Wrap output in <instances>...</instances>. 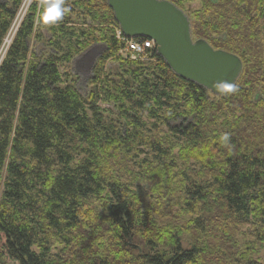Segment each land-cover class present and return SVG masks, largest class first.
Returning a JSON list of instances; mask_svg holds the SVG:
<instances>
[{
    "label": "trees",
    "instance_id": "16d2710c",
    "mask_svg": "<svg viewBox=\"0 0 264 264\" xmlns=\"http://www.w3.org/2000/svg\"><path fill=\"white\" fill-rule=\"evenodd\" d=\"M23 1L0 0V49ZM203 1L192 37L243 62L221 97L157 49L107 83L98 62L120 45L107 0H59L83 25L68 17L49 37L31 5L0 65V264H264L238 241L250 227L264 242V0ZM95 45L86 98L67 65Z\"/></svg>",
    "mask_w": 264,
    "mask_h": 264
},
{
    "label": "water",
    "instance_id": "95a60500",
    "mask_svg": "<svg viewBox=\"0 0 264 264\" xmlns=\"http://www.w3.org/2000/svg\"><path fill=\"white\" fill-rule=\"evenodd\" d=\"M126 38H145L180 78L221 97L237 83L243 62L239 56L215 49L205 39L194 40L186 12L168 0H107Z\"/></svg>",
    "mask_w": 264,
    "mask_h": 264
},
{
    "label": "rangeland",
    "instance_id": "374dc122",
    "mask_svg": "<svg viewBox=\"0 0 264 264\" xmlns=\"http://www.w3.org/2000/svg\"><path fill=\"white\" fill-rule=\"evenodd\" d=\"M70 2L72 0H69ZM37 3V16L36 19V28L35 31L38 30L40 33H44L46 36H51L49 33L50 28L55 25H61L64 24L66 19L68 17H73V21L76 26L81 27L82 21L77 18L74 14H68V9L63 8L61 4L59 3V0H24L20 10L12 24V27L4 39L3 45L0 49V65L3 62L7 50L12 44L15 35L20 27V24L22 23L25 16L29 13L30 7L33 3ZM203 0H185L182 2V5L184 9L188 12L189 17L191 20H193L194 13H199L202 11V5ZM58 22V24H54ZM61 23V24H60ZM71 26V25H68ZM116 34V27H111ZM117 36V34H116ZM118 40V39H117ZM119 41V40H118ZM119 50L116 52V56L106 58L103 61H97L98 57L103 55L104 53V46L103 45H95L89 48L88 50L84 51L83 53H77L73 59V61L67 65V69L71 71L72 74V82H70L71 85L75 88L77 93H79L81 96L90 97L91 90L93 89V86L88 85L87 83L93 76V68L94 66L100 63V65L105 64L104 74L106 75L105 80L108 83V81H121V78L127 79L128 76L127 70L122 69L120 66V61H140V62H148V61H154L150 57V55H142L143 57H131L130 55L122 54L123 50V44L121 41H119ZM122 44V45H121ZM44 42L41 41H32L31 48L34 50L37 54L42 53L45 50V47L43 46ZM54 51L53 48L51 49L48 47V51ZM62 65H64L62 63ZM64 69V68H63ZM63 69L62 72H63ZM132 82V80H131ZM109 91V90H108ZM113 94V92H112ZM100 107L102 110L106 112L107 117H112L115 121H119L118 115L122 113V109H120V105L115 104L114 102H107L105 97H101L98 101ZM111 113V115H110ZM125 121L121 120V123H124ZM157 134L156 130H153L152 135ZM148 135V134H147ZM3 193V187L0 189V200H1V194ZM206 219H202L200 222H204ZM250 227H244L241 233H243V236L239 234L238 241L242 243V245H245L246 243L253 242V249L251 247V254L254 255L256 258L261 257L264 258V242H259L254 238V233L256 229H253L252 231L249 230ZM258 230L260 231L261 235L264 236V227H259ZM195 236V233H192ZM191 235V239L194 241H197V238L203 234H198V236L194 237ZM249 250V251H250Z\"/></svg>",
    "mask_w": 264,
    "mask_h": 264
},
{
    "label": "built area",
    "instance_id": "2783aa9c",
    "mask_svg": "<svg viewBox=\"0 0 264 264\" xmlns=\"http://www.w3.org/2000/svg\"><path fill=\"white\" fill-rule=\"evenodd\" d=\"M116 34L117 39L123 44V50L121 51L122 54L130 55L135 58L141 57L142 55H150V52L156 49V45L153 40L125 38L118 26L116 27Z\"/></svg>",
    "mask_w": 264,
    "mask_h": 264
},
{
    "label": "bare ground",
    "instance_id": "6f19581e",
    "mask_svg": "<svg viewBox=\"0 0 264 264\" xmlns=\"http://www.w3.org/2000/svg\"><path fill=\"white\" fill-rule=\"evenodd\" d=\"M122 45V44H121ZM148 55V54H147ZM141 57H143V56H141Z\"/></svg>",
    "mask_w": 264,
    "mask_h": 264
}]
</instances>
